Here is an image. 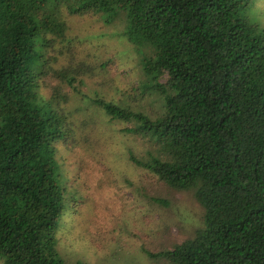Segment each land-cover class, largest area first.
Here are the masks:
<instances>
[{
	"label": "trees",
	"instance_id": "1",
	"mask_svg": "<svg viewBox=\"0 0 264 264\" xmlns=\"http://www.w3.org/2000/svg\"><path fill=\"white\" fill-rule=\"evenodd\" d=\"M251 2L0 0L2 264H66L57 229L74 207L58 170L94 177L115 156L92 139L112 126L125 138L108 137L122 162L111 160L190 193L202 209L190 236L143 250L151 264H264V27L249 21ZM87 13L106 23L122 15L124 37L149 49L137 94L80 89L96 65L74 50L66 17ZM73 93L84 109L63 106ZM149 99L148 109L140 101Z\"/></svg>",
	"mask_w": 264,
	"mask_h": 264
},
{
	"label": "rangeland",
	"instance_id": "2",
	"mask_svg": "<svg viewBox=\"0 0 264 264\" xmlns=\"http://www.w3.org/2000/svg\"><path fill=\"white\" fill-rule=\"evenodd\" d=\"M247 16L250 22L264 27V0H252ZM66 21L67 37L79 58L96 65L95 72L85 73V84L80 89L105 99L116 98L117 89L137 94V84L147 79L142 58L149 49L137 47L124 37L123 16L106 23L98 14L87 13L68 16ZM106 61L108 64L101 69L99 64ZM41 94L50 95L47 90ZM75 94L63 106L72 111L84 109ZM141 102L148 109L155 105L150 99ZM79 111L74 112V119ZM112 127L106 136L103 132L94 135L93 149L99 153L104 150L122 162L119 154L110 149L114 145L110 146L108 137L122 136L119 127ZM80 139V133L75 134L74 142ZM126 140L134 149L130 138ZM112 158L106 157V164L98 167L94 177L73 169L66 176L60 164L58 173L66 204L74 207V214L67 211L57 229L58 253L66 264H151L143 250L169 248L173 242L190 236L201 223L202 209L190 193L172 191L147 171L127 163L120 166ZM104 176L115 181L106 183ZM153 197L166 199L167 206L153 202Z\"/></svg>",
	"mask_w": 264,
	"mask_h": 264
}]
</instances>
